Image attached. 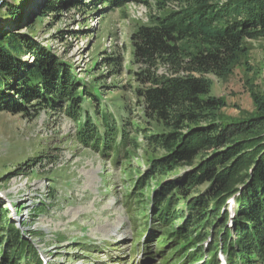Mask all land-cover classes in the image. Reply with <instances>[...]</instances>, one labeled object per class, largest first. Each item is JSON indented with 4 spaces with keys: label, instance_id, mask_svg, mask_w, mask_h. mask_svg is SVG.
I'll return each instance as SVG.
<instances>
[{
    "label": "trees",
    "instance_id": "trees-1",
    "mask_svg": "<svg viewBox=\"0 0 264 264\" xmlns=\"http://www.w3.org/2000/svg\"><path fill=\"white\" fill-rule=\"evenodd\" d=\"M44 1L39 6L41 18L87 4L86 0ZM89 1L97 9L134 0ZM16 2L0 0V17L15 25L9 31L0 27V114L36 116L43 109L64 106L72 115L80 113L81 81L71 66L33 39L34 34L22 32L23 22L34 17L25 19L26 0ZM141 2L150 9L154 6L158 14L150 15L149 23L131 37L133 61L141 66L133 73L138 85L135 95L156 131L144 135L149 167L145 174L138 173L136 191L152 180L159 182L150 207L152 223L160 233L158 243H170L176 254H187V260L199 264L203 253L191 248L214 234L204 264H217L221 245L230 264H264V97H256L254 117L227 120L220 115L227 101L211 95L208 78L232 74L248 52L246 41L264 39V0H155L153 6L149 0ZM112 118L102 115L103 131L97 124L92 129L89 123L88 130L82 124L85 128L79 135L103 156L111 151L118 157V144L127 149L136 135L130 138ZM126 151L128 162L133 150ZM230 200L235 207L229 227ZM178 205L184 208L181 222H177L182 216ZM143 216L134 219L142 231L148 218L143 222ZM13 225L5 231L9 253L1 255L0 264H22L19 259L42 264L34 245L24 241ZM170 263L163 259L162 264Z\"/></svg>",
    "mask_w": 264,
    "mask_h": 264
},
{
    "label": "rangeland",
    "instance_id": "rangeland-1",
    "mask_svg": "<svg viewBox=\"0 0 264 264\" xmlns=\"http://www.w3.org/2000/svg\"><path fill=\"white\" fill-rule=\"evenodd\" d=\"M7 1L17 5L16 0ZM43 1L26 0L25 19L34 18L23 22L22 32L34 34L33 39L71 66L81 81V110L72 115L64 106L56 111L43 109L36 116L0 114V257L9 253L5 231L13 223L47 264H160L164 257L157 261L145 251L147 246L152 253L157 248L154 228L139 239L142 227L134 221L140 213H144L142 221L144 217L151 220L150 207L159 183L152 180L136 191L138 173L145 174L149 167L144 135L156 129L136 103L138 85L133 73L141 66L131 54L132 35L149 23L150 15L158 14L155 0H149L152 9L142 0L95 9L86 0V6L41 18ZM0 27L15 30L12 20L5 17H0ZM262 40L246 41L248 52L232 74L208 76L211 95L227 101L228 106L220 111L227 120L257 114L255 99L264 97V45L253 47L250 41ZM114 59L117 65L110 61ZM103 114L113 116L130 138L136 135L135 143L127 142V149L124 143L118 144V157L111 151L103 156L79 135L85 123L86 130L89 123L92 129L103 125ZM131 149L132 156L125 162L123 153ZM183 205L177 206L179 213L182 210L177 222L183 220ZM234 207L227 204L229 214ZM213 237L201 239L191 251L198 247L200 253H208ZM175 250L167 255L176 254ZM19 262L24 264V260Z\"/></svg>",
    "mask_w": 264,
    "mask_h": 264
},
{
    "label": "crops",
    "instance_id": "crops-1",
    "mask_svg": "<svg viewBox=\"0 0 264 264\" xmlns=\"http://www.w3.org/2000/svg\"><path fill=\"white\" fill-rule=\"evenodd\" d=\"M250 43H252L251 45L253 47H260V45H264V40H262V41H250ZM261 57L263 58L264 57V54ZM220 82L221 83H225V82H222V80Z\"/></svg>",
    "mask_w": 264,
    "mask_h": 264
}]
</instances>
